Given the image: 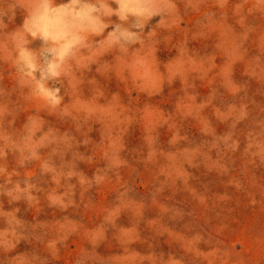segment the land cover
<instances>
[{"label":"clouds","instance_id":"9594fccd","mask_svg":"<svg viewBox=\"0 0 264 264\" xmlns=\"http://www.w3.org/2000/svg\"><path fill=\"white\" fill-rule=\"evenodd\" d=\"M210 40V51L190 46ZM162 50L174 55L162 60ZM237 65L247 79L235 78ZM177 82L174 111L150 102L166 88L177 93ZM257 96L264 97V0H0V264H55L80 238L71 264H264L259 220L255 261L225 236L238 210L264 211V176L257 175L264 102ZM150 111L159 118L149 126ZM213 119L226 130L218 133ZM187 120L200 142L183 132ZM133 126L142 143L129 149ZM81 165L94 168L91 175ZM201 165L227 177L224 192L192 185L188 169ZM144 172L152 176L147 185ZM112 184L100 213L85 222L99 190ZM137 184L149 189L147 199L137 198ZM166 190L171 195L161 200ZM180 191L213 215L201 221L196 207L168 203ZM150 206L158 209L146 221L154 238L166 237L181 254L157 252L141 236ZM45 209L51 219L40 218ZM123 213L131 226L117 223ZM186 216L184 231L163 222ZM112 241L119 254L97 251ZM145 242L146 252L132 247ZM22 243L30 248L17 251Z\"/></svg>","mask_w":264,"mask_h":264},{"label":"rangeland","instance_id":"374dc122","mask_svg":"<svg viewBox=\"0 0 264 264\" xmlns=\"http://www.w3.org/2000/svg\"><path fill=\"white\" fill-rule=\"evenodd\" d=\"M204 43L208 44L207 49L204 48L203 46ZM212 44H213V41L210 40L207 42H192L190 46L198 48L201 51H210L212 50ZM254 52H255V49L253 48L251 49L250 54ZM171 55H174V51L170 53L167 50H162L160 53L162 60H166ZM241 70H242L241 66L237 65L235 78L238 80L247 79L246 77L241 76L240 74ZM109 87L113 91L116 90L117 88L116 82L113 81ZM173 87L177 90V93H171V90L166 88L163 97H154L151 99L150 102L153 104H159L166 111H174V103L176 99V94H178L179 82H177ZM256 87H257L256 83L252 82L250 91H254ZM201 91L202 93H205V94L207 92L206 89H201ZM146 99H147L146 97L142 96L140 99L141 104H143ZM256 99L264 102V97L257 96ZM209 115H211L210 112H209ZM158 118L159 117L157 113H155L154 111H150L145 116V124L150 126ZM21 119H23V117H21ZM213 123L216 124L218 133H222L226 130V125L217 123L214 119H213ZM159 132H160L161 145L167 149L168 148L167 141L171 133L167 130V127L160 128ZM183 132H186L189 135V139L195 143H198L200 142V140L204 139V137L200 135L198 129L194 126V123L191 120H187L184 122ZM91 135L93 136L94 139L99 140L98 131H94ZM141 136H142V130L140 129V127L133 126L128 136L126 137V143L128 145V148L131 149L133 147L140 146L142 143ZM213 155H215V153H213ZM81 167L89 175H91L92 171L94 170V168L88 165H81ZM137 167H139L141 171H143L142 165H138ZM188 171H190L195 177V179L191 181L192 185L197 187L198 189L202 190V186L204 184H207L210 192L222 193L225 191L222 181H225L227 177H219L217 176L215 172L209 173L206 171V169L202 165L199 168H189ZM257 175L264 176V168L258 169ZM125 176L127 177V173H125ZM151 179H152V176L149 172L142 173L141 180L144 182L145 185L149 184ZM262 180H264V177H262ZM115 186H116L115 184H112V185H108L107 187L101 188L99 190V197H97L99 200V203L96 205L95 209L92 212L86 213V217H84L85 222L89 221L91 223L94 221V216L100 213L102 205L105 201V198L108 195L109 190ZM227 190L230 192L232 191L231 188H228ZM148 193H149V189L144 188L140 186L139 184H137L136 186L137 198L147 199ZM169 195H171V191L166 190L165 193L160 197V199L164 200V198ZM111 199H113L112 195L108 197V200H111ZM246 202L247 200L245 199V203ZM168 203H174L176 204V206L185 209V211L190 210L192 207H196L198 218L201 221H203V218L205 216L213 215V213L194 205V202L191 200L188 194L184 191L178 192L171 201H168ZM21 207L23 210V206ZM68 214L72 215L71 210H69ZM24 215H26L27 219L29 220L32 219V214L30 212L24 213ZM60 215H63V214L56 212V216H60ZM157 215H158V209H156L155 207L150 206L145 210L144 220H142L138 226L141 236L147 242L153 243L157 252L164 251L165 253H167L171 251V252H175L177 255L181 254V250L179 249L177 245L169 246V244L167 243L166 237L154 238V234L152 233L151 229L148 228L146 221L147 219L154 218ZM234 216H235V222H232L231 218L229 220V223L231 224V227L234 229V231L231 233H225V236L230 241L235 242L237 248L241 249L251 261H255V259L259 255L262 254V250L256 244L253 243L252 230L254 226H256L257 220H259L260 226H264V211L256 210L253 212H247V211L238 210L236 213H234ZM40 218L41 219H45V218L51 219L52 210L45 209V212L41 214ZM188 219L189 217L186 216L184 221L174 222V221L169 220L167 217H165L163 222L168 224L170 227L174 228L177 231H184L183 224L187 222ZM117 223L119 225L126 226V227L131 226L132 217L129 213H123ZM212 227L215 229H219V230L223 229V225L221 221L216 220V219H213ZM147 242L136 243L132 245V247H134L135 249L141 252H146L148 251ZM111 243H112V247H109L108 244L105 243V244H102L97 249V251L101 255L119 254L122 251V249L118 245H116L115 241H112ZM82 244H83V238L76 239L73 243V246L65 251L63 255L64 261L61 260L59 262H55V264H71V260L75 253V250L79 248ZM201 247H204V246L201 245ZM29 248H30V245L22 243L18 247L17 251H23Z\"/></svg>","mask_w":264,"mask_h":264}]
</instances>
